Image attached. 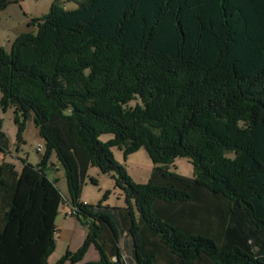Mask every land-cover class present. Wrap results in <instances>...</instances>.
<instances>
[{
  "label": "trees",
  "instance_id": "trees-1",
  "mask_svg": "<svg viewBox=\"0 0 264 264\" xmlns=\"http://www.w3.org/2000/svg\"><path fill=\"white\" fill-rule=\"evenodd\" d=\"M29 28L0 47V103L20 142L33 120L45 151L20 172L0 164V264L55 252L53 154L86 228L55 264H82L91 247L99 260L85 264H264V0H54ZM112 148H144L149 181ZM177 158L193 178L170 170ZM90 167L116 175L125 207L83 204Z\"/></svg>",
  "mask_w": 264,
  "mask_h": 264
},
{
  "label": "rangeland",
  "instance_id": "rangeland-1",
  "mask_svg": "<svg viewBox=\"0 0 264 264\" xmlns=\"http://www.w3.org/2000/svg\"><path fill=\"white\" fill-rule=\"evenodd\" d=\"M50 3L44 0L41 3H35L32 0H22L19 5H10L0 13V47L8 48L10 43H14L19 35L28 30L30 19L34 11L36 14H46L49 11ZM67 9H75L73 3L66 4ZM1 102V94H0ZM0 103V121L2 122V131L7 136L6 143L7 152H0V164L4 161L14 163L16 170L21 171L23 160H29L28 163L35 166L44 153L38 152L39 144L42 145L39 138V131L35 127L33 120L25 124L24 131L21 134L22 142L18 138V129L15 125V111L7 108L5 111L1 109ZM113 139L112 134L102 135L100 141L107 143ZM114 159L119 164L127 169L128 176L135 182L146 184L151 176V172L155 165L152 163L150 156L144 150L140 149L131 156L125 158L123 151L112 148ZM44 152V151H43ZM51 172L61 175L60 181L57 184L58 189L62 193L64 200L60 206V213L56 218V233L57 245L54 254L49 258L48 264H55L60 260L69 248H73L75 242L83 240V232L86 230L81 222L72 217H67L68 212V190L67 181L64 175V169L59 163L57 157L53 154L50 158ZM57 168V170H56ZM170 170L175 174L193 178L194 167L189 163L187 158H177L170 165ZM116 175L113 172L103 174L97 167H90L87 170L85 184L82 186L81 201L87 202L90 205H107L113 208H123L126 206V199L123 193L116 187ZM92 262V261H89Z\"/></svg>",
  "mask_w": 264,
  "mask_h": 264
},
{
  "label": "crops",
  "instance_id": "crops-1",
  "mask_svg": "<svg viewBox=\"0 0 264 264\" xmlns=\"http://www.w3.org/2000/svg\"><path fill=\"white\" fill-rule=\"evenodd\" d=\"M44 0H40V2L39 3H41V2H43ZM53 1L54 0H46V3L48 4V3H50V7H51V4H53ZM20 3H22V0H21V2ZM19 3V4H20ZM18 4V5H19ZM50 7H49V11H50ZM48 11V12H49ZM47 14V13H46ZM46 14H44V15H46ZM44 15H42V14H36V10L34 11V13H33V15H32V18L31 19H33V18H38V17H41V16H44ZM12 45H13V43L11 42L10 43V45H9V47L8 48H5L6 50H10V48H12ZM39 138H40V136H39ZM40 140V142L42 143V145L41 144H39V146H43L44 147V142L41 140V138L39 139ZM41 159V158H40ZM25 161H28L29 162V160L27 159V160H25ZM6 162H8V161H6ZM23 162V161H22ZM38 163H40V160L37 162V164ZM14 164V163H13ZM36 164V165H37ZM23 167V166H22ZM51 169L52 168H50V169H48V176L53 180V181H56L57 182V184L59 183V181H60V178H61V175H59V170L60 169H58L57 170V168H56V170L58 171V173H52L51 172ZM87 203V202H86ZM83 233V240H81L80 242H75V245H74V247L73 248H69V250L70 251H76L79 247H80V245H82L83 244V242H84V240H85V238H86V230H84V231H82ZM99 260V255H98V253L96 252V249L94 248V247H91L90 249H89V251H88V253H87V255H86V257H85V260H83V262H82V264H85V263H87V262H89V261H98ZM81 264V263H80Z\"/></svg>",
  "mask_w": 264,
  "mask_h": 264
},
{
  "label": "built area",
  "instance_id": "built-area-1",
  "mask_svg": "<svg viewBox=\"0 0 264 264\" xmlns=\"http://www.w3.org/2000/svg\"><path fill=\"white\" fill-rule=\"evenodd\" d=\"M35 3H39L40 0H32ZM43 151H45V148L43 146L38 147V152L39 153H44ZM83 202V201H82ZM84 205H87L86 202H83ZM68 212H67V217H72L74 218V216L76 215L77 209L75 207H73L72 205H70V203L68 202Z\"/></svg>",
  "mask_w": 264,
  "mask_h": 264
}]
</instances>
